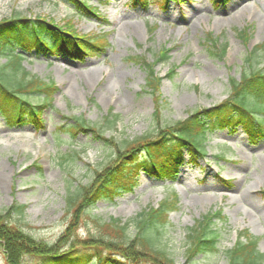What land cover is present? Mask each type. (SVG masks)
I'll list each match as a JSON object with an SVG mask.
<instances>
[{"label":"rangeland","instance_id":"374dc122","mask_svg":"<svg viewBox=\"0 0 264 264\" xmlns=\"http://www.w3.org/2000/svg\"><path fill=\"white\" fill-rule=\"evenodd\" d=\"M85 1L96 8L106 25L96 17L77 16L70 5L57 0H0V19L19 13L52 19L58 25L70 20L77 32L101 34L108 42L102 55L84 60L59 55L35 59L28 54L21 61L26 70L57 85L51 105L43 112V127L37 130L30 122L8 126L0 116V211L25 204L16 222L34 238L50 243L70 221L67 196L91 182L94 172L110 163L115 153V148L104 146L91 133L78 132L74 139L55 134L64 122L61 115L82 116L118 142L152 132L156 127L154 102L144 86L145 71L129 57L143 55L151 60L161 48L170 49L169 61L155 66L162 77L161 119L170 123L184 119L196 108L222 101L230 78H238L244 68L246 52L264 40V0H228L220 5L213 0H170L154 2L146 9L134 7L130 0ZM240 4L244 15L229 27H220L222 21L216 20V13L226 15ZM189 7L198 9L191 18L185 10ZM245 24L250 28L248 41L237 35ZM152 25L155 27L150 31ZM209 32L227 43L222 57L211 53L206 41ZM4 62L6 57L0 55V66ZM172 66L175 73L170 78L166 74ZM94 71L90 77L83 76ZM42 97L34 95L32 101L41 103ZM261 104L264 102L257 105ZM262 111L264 116V107ZM108 113L113 123L104 119ZM203 145L206 155L193 163L184 150V164L174 181L141 174L132 193L114 203L98 201L86 209L80 214L78 236L100 233V223L110 218L131 222L145 207L157 206L158 198L167 199L174 193L177 208L168 214L161 243L177 263L184 261L187 230L201 215L219 208L226 218L214 219L221 234L219 252L198 256L196 264H227L225 251L245 229L260 238L258 249L264 253V197L260 192L264 189V139L250 143L238 127L233 133L222 130L208 134ZM201 197L212 202H194ZM11 215V220L17 218ZM127 232H134L133 224L129 223ZM29 260L26 257L24 264ZM0 264H8L1 246Z\"/></svg>","mask_w":264,"mask_h":264},{"label":"trees","instance_id":"16d2710c","mask_svg":"<svg viewBox=\"0 0 264 264\" xmlns=\"http://www.w3.org/2000/svg\"><path fill=\"white\" fill-rule=\"evenodd\" d=\"M58 1L70 5L77 16L96 17L106 23L97 16L96 8L85 0ZM155 1L131 0V4L146 9ZM226 1L213 0L214 3ZM237 35L248 41L249 26L242 27ZM206 41L214 56L222 57L226 53L227 43L221 42L219 36L209 34ZM107 46L101 34L79 33L70 20L58 25L52 19L25 17L19 13L0 19V55L6 57L0 67V113L7 125L30 122L35 129H41L43 112L51 105V95L57 91L53 80L45 81L22 66L21 61L28 54L34 58L61 55L84 60L102 55ZM169 52V48H161L151 60L143 55L129 57L145 71L144 86L154 102L152 117L156 127L152 132L118 142L114 136H104L101 127L82 116H71L72 123H69L70 118L61 115L64 122L56 127V134L74 139L78 132L91 133L104 146L115 148V153L110 163L94 172L91 182L80 185L67 196L66 212L70 221L54 242L34 238L25 231L24 225H18L16 220L23 215L25 204H14L0 211V246L8 264H24L26 257L30 259L29 264H179L161 243L168 214L177 208L175 197L156 207H145L131 222L111 219L102 224L100 233L85 238L77 233L82 212L98 201L113 202L132 190L142 172L156 180L176 179L184 164V150L190 163L195 162L206 154L203 142L208 134L224 129L233 133L241 127L250 141L264 138V104L257 105L264 102V40L246 52L244 68L238 78H230L228 94L222 101L211 107L196 108L184 119L167 123L161 119L162 77L155 66L169 61ZM13 56L17 60H13ZM174 73L175 66H172L166 75L171 78ZM34 95H42L43 101H32ZM109 115L104 119L113 123ZM225 183L229 185L230 181ZM260 192L264 197V189ZM11 214L17 218L11 220ZM214 219L225 221L221 208L201 215L187 230L182 264H196L198 256L219 252L221 234ZM129 223L134 225L131 235L127 232ZM259 239L246 229L238 232L234 244L225 251L227 264H263L264 253L258 249Z\"/></svg>","mask_w":264,"mask_h":264},{"label":"bare ground","instance_id":"6f19581e","mask_svg":"<svg viewBox=\"0 0 264 264\" xmlns=\"http://www.w3.org/2000/svg\"><path fill=\"white\" fill-rule=\"evenodd\" d=\"M241 5L242 4H240V5H236L235 7H237V8H234V10H232L231 9V11H229L226 15H223V13H216V15H217V21H222L221 23H220V27H222L223 25L224 26H229L230 25V23H233L234 21H236L238 18H240V17H242L243 15H244V13H245V9L243 8V7H241ZM239 7H241L240 9H238ZM200 8V7H199ZM238 9V10H237ZM186 10V13H189V14H191V16L189 15V17L191 18V17H193L194 16V13L193 12H195V11H197L198 9H196V7H194V8H186L185 9ZM234 11H236L235 13H234ZM172 13H176L175 11H171ZM177 14V13H176ZM178 14H180V13H178ZM177 14V15H178ZM229 15V16H228ZM229 21V22H228ZM143 27H144V23L143 22H141L140 23ZM216 29H218V28H216ZM87 72V71H86ZM96 73V71H94V73H92V74H90V73H84L83 74V76H85V77H90V76H92L93 74H95ZM102 74V72H99V76ZM244 196L246 197V198H249L250 196L248 195V193H246V194H244ZM194 202H201V203H209V202H212V200H210L209 198H207V197H201V198H199V200H194Z\"/></svg>","mask_w":264,"mask_h":264}]
</instances>
